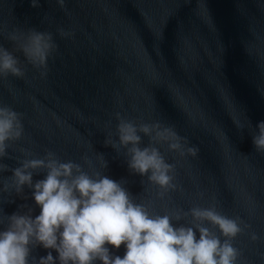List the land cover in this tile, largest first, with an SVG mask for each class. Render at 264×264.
<instances>
[{"label":"water","instance_id":"obj_1","mask_svg":"<svg viewBox=\"0 0 264 264\" xmlns=\"http://www.w3.org/2000/svg\"><path fill=\"white\" fill-rule=\"evenodd\" d=\"M31 30L53 37L45 67L8 38ZM0 46L23 69L0 76V106L20 113L24 126L0 160V230L13 213L39 214L32 189L15 191L12 170L52 151L122 181L153 214L214 207L241 228L231 240L236 264H264V152L252 144L264 120V0H0ZM118 113L176 134L170 142L181 148L171 150L141 133V146L158 147L173 166L174 188L132 173L127 150L106 145L118 142ZM45 176L35 170L33 181ZM178 223L191 226V216ZM30 247L33 264L58 255ZM112 251L123 256L124 247Z\"/></svg>","mask_w":264,"mask_h":264},{"label":"clouds","instance_id":"obj_2","mask_svg":"<svg viewBox=\"0 0 264 264\" xmlns=\"http://www.w3.org/2000/svg\"><path fill=\"white\" fill-rule=\"evenodd\" d=\"M31 4L37 7L39 0H31ZM8 38L19 44L34 66H46L54 47L51 34L13 31ZM8 74L19 77L23 69L18 58L0 46V76ZM117 118L118 142L107 139L106 145L117 151L121 147L127 150V165L132 173L146 176L161 188H174L170 174L173 166L158 147L141 146V133L153 141L169 142L171 150L181 148L179 142H170L178 141L176 134L159 125H137L119 113ZM23 132L21 114L9 106H0V160L7 155L10 142L19 140ZM252 144L264 152V120L255 125ZM188 152L195 156L198 149L189 148ZM99 157L106 168L104 157ZM6 169L7 165L0 163V172ZM38 169L46 170V176L34 182V171ZM12 172L15 191L22 192L25 185L32 189L40 212L33 216L30 210L28 214L13 213L8 217V227L0 230V264H33L29 259L32 245L58 254L54 257L48 251L37 264H236L238 250L231 240L241 228L236 220L221 215L214 207L153 214L134 199L122 181L100 171L90 175L81 164L61 161L52 151L44 158L24 159ZM9 187L5 183L4 190ZM188 216L191 226L178 223ZM206 224L218 228L220 235ZM121 245L123 256L115 255L112 248L118 250Z\"/></svg>","mask_w":264,"mask_h":264}]
</instances>
